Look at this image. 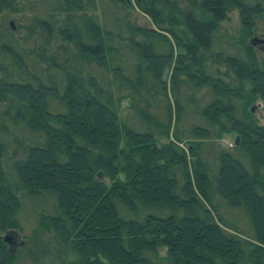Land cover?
<instances>
[{
  "label": "trees",
  "instance_id": "obj_1",
  "mask_svg": "<svg viewBox=\"0 0 264 264\" xmlns=\"http://www.w3.org/2000/svg\"><path fill=\"white\" fill-rule=\"evenodd\" d=\"M263 20L264 0H0V230L30 201L71 264H264Z\"/></svg>",
  "mask_w": 264,
  "mask_h": 264
},
{
  "label": "rangeland",
  "instance_id": "obj_2",
  "mask_svg": "<svg viewBox=\"0 0 264 264\" xmlns=\"http://www.w3.org/2000/svg\"><path fill=\"white\" fill-rule=\"evenodd\" d=\"M16 17V15H12ZM138 21L144 22V17L137 14ZM223 27L232 33L236 39L241 35L240 23L238 13L235 9L229 12L228 19L222 22ZM264 36V20L259 22L257 29H255L247 38L246 41L251 44L254 37ZM258 42L255 43L254 49L264 55V49L260 48ZM252 113L257 119L258 123L264 126V101L256 99L250 106ZM127 101H123L122 113L127 112ZM236 133H224L222 137L215 141L218 145L217 148L224 150H233L235 145ZM239 144V143H238ZM204 160L210 163V166L215 168L216 159L214 153L210 151L205 152ZM52 210L45 206L43 203H36L26 201L23 204L22 210H20V222L21 229H7L0 230V238L3 240L6 234H11L16 244H9L8 241H4L7 245L8 251L15 256L14 264H71L68 261L72 258L66 257L64 252L65 245L57 235L52 226L45 224L42 216L50 214ZM147 212V211H146ZM157 212V211H156ZM161 254H164V250H160ZM66 259L63 261V259Z\"/></svg>",
  "mask_w": 264,
  "mask_h": 264
},
{
  "label": "water",
  "instance_id": "obj_3",
  "mask_svg": "<svg viewBox=\"0 0 264 264\" xmlns=\"http://www.w3.org/2000/svg\"><path fill=\"white\" fill-rule=\"evenodd\" d=\"M10 24H11V26L14 28V22L13 21H10ZM259 43V44H262V45H260V48L261 49H264V36H262V37H254L253 38V40H252V42H251V44L252 45H254L255 43ZM168 75H169V68L168 67H165V69H164V71H163V75H162V78H163V80H166L167 79V77H168ZM235 143L238 145V143H239V136L238 135H236V137H235ZM12 235L11 234H6L5 236H4V238H3V240L4 241H9L10 239H12Z\"/></svg>",
  "mask_w": 264,
  "mask_h": 264
},
{
  "label": "flooded vegetation",
  "instance_id": "obj_4",
  "mask_svg": "<svg viewBox=\"0 0 264 264\" xmlns=\"http://www.w3.org/2000/svg\"><path fill=\"white\" fill-rule=\"evenodd\" d=\"M8 243H9V244H12V245H15V244H16V241H15L14 237H12V239H10V240L8 241Z\"/></svg>",
  "mask_w": 264,
  "mask_h": 264
}]
</instances>
